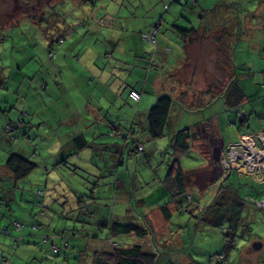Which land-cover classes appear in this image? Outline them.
<instances>
[{
    "label": "crops",
    "instance_id": "crops-1",
    "mask_svg": "<svg viewBox=\"0 0 264 264\" xmlns=\"http://www.w3.org/2000/svg\"><path fill=\"white\" fill-rule=\"evenodd\" d=\"M59 2V0H57ZM114 1V0H113ZM122 2H125V0H121ZM137 6L136 11L130 10L132 15H129V13L125 11H120L121 6L117 3L120 2V0H115L116 5L113 6L114 9H110L111 12L106 13L105 15L112 19V23H114L115 27H104L103 24L94 19L93 13L91 10L84 12L88 15L83 17V21L73 23V25H78L79 31L78 34L84 35L83 37V44H81L80 39L77 37L75 40L64 47L63 45H59L57 48L56 57H59L57 61L63 62L64 59H66L67 63H65L67 66L70 61V68L73 72L80 73L79 76L73 75L70 78V81L74 82L73 85L77 86V83L83 82L84 80H87L88 84H96L101 81L103 84L101 85L106 90H101L98 85V93L100 94V100L97 105H91V104H84L81 108L77 105L75 108H68L67 99L64 93H61V91H57L54 93H51L49 96V93H42V92H36L32 96V101L27 99L23 103V107L25 105H29L30 111H31V120L32 125H21L19 130L20 132H29L31 133L32 140L34 141V150L42 147H53L51 152L52 154L57 157L53 162L54 164L50 166V164L47 162L48 167H56L59 169H69L72 174L70 177H79V172H92L93 175H97L98 169H103L106 172L109 170V178L111 184H109V194H114L115 190L118 187L117 193L122 194V196H118V199H120L115 204V209L112 212L110 206H105L103 208L97 206V232L94 229V234L97 233V240H101V237L99 236H106L108 235L107 228H104L103 230H98V224L101 223H111L113 219L116 220H123L127 222H131L132 220H136V216H133L132 214H127V212L124 210L127 208V204H124V201L129 200V197L127 194H129V189L127 188V183L123 182V178H121L122 170L116 169L114 167H110L111 164L115 163L116 161L120 160V155H122L125 152L126 143L122 144L118 141H115L114 139L110 138V135L108 134V130L116 125L119 124L118 119L114 116V113L118 116V111H116L120 106L125 105L126 109L128 108L131 113V125L132 128H135L137 132H141L144 130L145 127V119H146V112L148 110L149 105L154 101L155 96L159 93H162L164 91L171 92L175 97L183 98V103L187 106H190V104H193L195 107L199 104H206L213 96L214 98L218 95H220V92H224L226 85L230 81V77L232 74L231 71V56L229 52V46L230 45H220V40L216 41L219 42L218 45H193L194 40L198 34L199 29H202L200 33V37H203L205 35H208L209 42L213 43L214 36L212 35L213 31L217 34H222L223 28H225V23L221 20L222 17H219L216 12H213L211 9L204 7H209L212 5V3H205L202 0H198V3L191 4L189 2H186L181 7V10L179 12V6H177V11L174 13V15L171 18H168L165 14H155L154 16L151 15L150 19H146L145 14L148 13L149 7H155V4L157 3L156 0H129ZM160 3H162V6L166 4V9H169V4L166 2V0H158ZM173 1V0H172ZM214 1V0H213ZM121 2V3H122ZM263 3V2H260ZM189 4V5H188ZM135 7V6H133ZM165 9V10H166ZM80 12V11H79ZM82 13V12H81ZM179 13V14H178ZM69 16H76L75 14H71L67 12ZM159 17L161 20L163 17H165L166 20H168V23L165 25V30L162 29V32L160 35L162 36V45H169L171 48L169 50H164L162 46L160 47V50L162 51L159 57L157 58V61L155 63L158 66V69H160L162 66L167 65L168 71L165 76L166 79L162 77V72H159L157 70H148L147 72V78H150L151 76V84L148 82H144L142 88L140 89L138 85L133 84H127L123 81V79L126 77L125 75L128 72H135L137 68L139 69L140 73L143 72L145 69L143 67V59H146L147 49L149 48V45H147L143 39H141V31L143 30V27H149L156 19L155 17ZM96 17V16H95ZM52 18V17H51ZM49 18V20L51 19ZM135 18L136 20L140 21L139 28L134 27L132 19ZM144 18L143 20H141ZM211 19L214 20L211 21L212 25L209 27H205L203 29L202 20L203 19ZM217 18V19H216ZM59 18H54L51 21L47 23V28L49 27H55L58 28L59 25H61V22L58 21ZM80 20V18H78ZM82 20V16H81ZM63 21V20H61ZM193 21V24H200L198 25V29L196 32V36L194 37H183L181 35L182 32H178L176 28L173 26V23H179L183 24V26H188ZM258 23V22H257ZM67 24V23H66ZM133 25V26H131ZM164 25V22L162 24V27ZM67 26H69L67 24ZM258 26H261V24L258 23ZM199 37V39H200ZM198 39V40H199ZM97 42L102 45L100 48L101 50L98 52L99 49L96 51V55H88L87 50L94 45H97ZM100 45V46H101ZM118 46L121 49L120 57H117L114 59V53H112L113 47ZM161 45V44H160ZM125 50V51H124ZM130 50V53L128 51ZM111 51V55L109 53L105 54V52ZM157 51V50H156ZM101 52L105 54L104 58L101 56ZM90 54V53H89ZM156 54V53H155ZM205 54V60L207 62L206 67H201L199 69H204L203 72L200 71L201 79L195 78L194 80L189 78V76H195L198 72H196L197 68V60L196 58L199 57V55ZM197 55V56H196ZM264 55V53H263ZM220 56H223L227 59V64H223L220 61ZM55 57V58H56ZM112 57V60H111ZM100 58H103L100 60ZM148 59V55H147ZM196 60V62H195ZM213 60L215 62L216 66H221L219 69H224L226 71V74L223 72H220L223 78L221 79V83H218V80L221 78L220 75L214 76L211 74L212 71V63ZM55 61V60H54ZM149 62V59H148ZM183 64V65H182ZM117 67L120 69L119 73L116 72V70L113 67ZM132 67V68H130ZM42 68V67H41ZM39 70H43L44 68ZM61 68L64 70L66 69L65 66L61 64ZM188 69V70H186ZM207 70L210 73L209 77L211 78L209 81H207ZM66 71V70H65ZM52 72H56L55 69H44L42 71V74H40L42 79L44 80L45 77H48L51 75ZM37 74V72H35ZM206 73V74H205ZM254 73V72H252ZM60 74V72H59ZM256 74V73H254ZM257 75V74H256ZM81 76V77H80ZM5 77V74L2 75L0 78L3 79ZM61 77V76H60ZM118 78L116 81V84L113 85V82L115 79ZM5 81V80H3ZM45 81V80H44ZM207 81V82H206ZM46 82V81H45ZM61 82L66 84V82L61 77ZM5 83L9 86H11V83H13V80L11 83H8L5 81ZM206 83V85H205ZM46 84V83H45ZM104 85V86H103ZM132 85V86H131ZM8 86V87H9ZM45 86V85H44ZM7 86L3 87L4 89H7L9 92ZM130 87H136L141 91V97L139 100H134L128 97L127 93ZM191 87V89H189ZM259 90L258 92H262V96L258 98L257 101L253 102H243V110L241 112L246 113L248 116L247 121L243 122L241 121V124L239 126H236L235 129H231L232 131L229 132L226 128L227 121L232 122L228 119V109L224 106H217V110L211 109L210 113L207 116L202 117L201 119H196L194 121H189L188 125H192L193 128L197 129L196 133L193 136V141L191 143V147L193 149V146L196 147V154L201 157L199 158V161L202 162L201 166L192 167L194 169H197L198 167H203L207 162L214 161L217 162V158L219 159L220 153H226L227 150V143L230 141L227 135L230 134H237V135H251L256 132L262 131L264 133V124L261 123V126L255 127L252 126V124H249V121L251 120L252 114H256L259 119L262 117L264 118V85L261 84V86H258ZM147 90V91H146ZM191 91H196V93H191ZM202 94L203 98H199ZM7 98L5 99V104L3 107V110L0 111V184H4V187H0V202L3 203V207L0 210V224L1 223H10V219L7 218L8 211L12 210L15 205L14 202L23 203L25 202V199L28 198L29 194H32V191H25L27 183L22 185V183H19V180L23 179H15L10 169L5 164L7 156L12 151H17L24 153L26 150L24 147L20 145L21 141L19 140V136L16 138H10L7 133L3 129V125L6 121H13L16 120L20 115V108L21 104L16 101L10 105L8 96L9 94H6ZM45 95H48L47 97ZM87 97L91 96V92L87 93ZM28 97V96H27ZM103 99L107 100L104 101ZM131 100V102L129 101ZM247 101V100H246ZM70 102L73 101V97H71ZM128 102H130L132 105L135 106H129ZM258 103L259 106H256ZM178 104V102H175V105ZM203 104V105H204ZM250 107L249 109L247 108ZM9 105V106H8ZM179 105V104H178ZM213 106V104H212ZM19 107V108H18ZM118 107V108H117ZM181 107V106H180ZM189 108V107H188ZM132 109L135 110V112L132 113ZM182 111H184L183 107H181ZM48 110V112H47ZM78 111V112H75ZM223 112L227 115L224 116ZM141 117V120H140ZM240 119L242 120V115H238ZM211 119L213 122V131L211 133V129L206 130V127L204 126V121L206 119ZM200 122L199 126L198 123ZM243 122V123H242ZM172 123V121H171ZM68 124V126H67ZM120 125V124H119ZM136 125H140V128H136ZM196 125V127H195ZM64 130L62 133L59 132V128H63ZM89 131L92 135L87 136L86 129ZM18 130V131H19ZM225 133H224V132ZM21 133V135H22ZM83 135L86 140V144L83 146H78L75 141V136L78 134ZM106 134V135H105ZM52 137V144L49 146L46 142H43L42 140L47 137ZM166 137L159 136L156 138V140H150L149 136L144 134L143 139L149 140V142L153 144L156 143V145L151 144V146L154 148L155 146H161V145H167L169 141L165 140ZM169 139V137H168ZM236 139V138H235ZM234 139V140H235ZM171 141V139H170ZM204 144V147L208 150H201V144ZM231 143V142H229ZM202 144V145H203ZM145 145V144H144ZM115 148V150L113 149ZM204 148V149H205ZM113 149V150H112ZM37 151V150H36ZM34 152V151H33ZM195 154V153H194ZM193 156L194 159H197V156ZM210 156L213 159H210ZM112 162H110V161ZM101 163V164H97ZM67 164H70L72 167L66 166ZM37 167V166H36ZM35 167V168H36ZM34 168V169H35ZM49 168V170H50ZM185 166V169H192ZM33 169V170H34ZM32 170V171H33ZM48 170V171H49ZM241 171L240 169H238ZM31 171V172H32ZM30 172V173H31ZM233 173L236 172L235 170L232 171ZM29 173V174H30ZM27 174V175H29ZM5 175V177H3ZM26 177V176H25ZM32 177L34 178V175L32 173ZM233 179L236 181H239L241 194L244 193V197L247 198L250 196L251 200H246L243 202V205L238 213V216L241 220H251L256 221L259 217V213L257 211V208L260 209L254 201L255 196H260L262 193H264V174H256V173H239L238 171L234 173ZM114 182H116V188L114 187ZM115 188V189H114ZM198 189V187H196ZM149 190V189H147ZM107 191V193H108ZM213 191V190H212ZM210 191L209 188L206 189H198L196 194L199 197H202L205 199V201L209 202L213 196V192ZM148 192V191H146ZM145 192V193H146ZM239 194L240 192L237 191ZM2 196V197H1ZM110 200L109 198H106ZM59 201V200H58ZM56 202H51L46 206L44 215L46 218H40L42 221L41 224H45L42 226V229L40 230H48L50 229L51 233L55 232L57 235L52 237L55 239L57 243L60 244L61 250L63 253L71 254L75 250L79 248V245H81L82 241H84L87 237V235L81 231V234L78 236L71 235L73 229H70V226L72 227L77 226L78 224L82 223L80 222H73L69 220L65 212L62 211L60 213L61 205ZM102 201V200H100ZM111 201V200H110ZM140 204V203H138ZM153 206V205H151ZM150 206V207H151ZM148 210V217L152 220V223H154L153 218V212L158 209L160 214L164 216V220L167 224L168 232L166 234L161 233V238L152 240L139 237L138 235L132 234V233H125V234H116L118 235L116 239L122 243L123 245L132 244L134 242H142L144 244V249L148 250H155L158 253L162 254L164 252L163 249L167 251L168 256H171L175 260H183L185 262H195L196 264H218V259L215 260V257L213 255L214 252L209 250L206 245L211 241H200V247L195 246L194 243L191 245L182 244L180 238V233L178 232V228L182 225L188 226V222H185L182 220L186 216V214L178 216L176 221L175 216L177 215L176 211L172 212V216L170 218L163 214V210L161 208H158L157 206H154V208H150ZM193 207V205H192ZM264 209V208H263ZM260 209V210H263ZM193 211L195 212V209L193 207ZM255 211V212H254ZM261 217L262 213L260 214ZM39 216V215H37ZM191 216V215H190ZM187 216V220L189 221L192 217ZM190 217V219H189ZM39 220V221H40ZM174 220V221H173ZM196 221V219H195ZM264 221V219H263ZM21 227H12L10 225L9 228V234L11 232V229L14 228L12 232L20 233V242L23 244H29V245H23L24 249V255L27 258V262L30 264H41L39 257H41L44 253L45 245L48 244L47 241H45L42 237V235L38 232H35L31 229L30 224H24L21 222ZM39 223V222H38ZM197 224V221H196ZM40 225V223H39ZM107 225V224H106ZM103 227V226H102ZM254 230V228H253ZM252 230V232H253ZM39 231V228H38ZM71 232V234H70ZM62 233V235H59ZM9 234H2L0 233V264L4 263V260L6 258L5 254L8 253V245L6 242V235ZM248 237H250L248 239ZM50 238V239H52ZM100 238V239H99ZM142 238V239H141ZM115 239V238H114ZM115 239V240H116ZM259 236V234L252 233L251 236H246L243 238V241H245L244 247L245 251L248 248H257L262 247L264 245V239ZM82 240V241H81ZM152 243H149L151 242ZM177 242L178 245H174V242ZM255 241H260V245L257 247L253 246V243ZM253 242V243H252ZM149 243V246L148 244ZM182 244V245H181ZM19 246V245H18ZM74 247V248H72ZM175 249H179L177 252H173ZM19 251H14V254ZM248 252V251H246ZM197 253L203 254L204 260H199L197 257ZM159 256V254H158ZM69 257V256H68ZM170 258V261L173 262L172 258ZM214 257V260L212 259ZM243 262H240L242 264ZM248 264H253L252 260L248 261Z\"/></svg>",
    "mask_w": 264,
    "mask_h": 264
},
{
    "label": "rangeland",
    "instance_id": "rangeland-1",
    "mask_svg": "<svg viewBox=\"0 0 264 264\" xmlns=\"http://www.w3.org/2000/svg\"><path fill=\"white\" fill-rule=\"evenodd\" d=\"M49 1L51 0H0V77L5 74V77L3 78V80H5L8 83H11V81L13 80V83H11V86L17 89L15 92H17L19 89V92L17 94L14 91L12 94L10 91L8 92L7 89H4L2 86H0V93L9 94L10 96H8V99L18 101L21 104V108L23 107V103L27 99L32 101V96L36 92L49 93V96H50L51 93L55 94V92L57 91H64V94L67 100H71V97H73V101L75 103H72V105H74V108L77 105L79 107L80 106L82 107L84 104H87V103L91 105H97L100 100V97H99L100 94L98 93V87L101 90L102 89L106 90L104 87L101 86L103 83L99 81L97 83L98 85L97 87V85L94 83L88 84L87 80H84L83 82H81L82 81L81 80L80 82L77 83V86H74L73 85L74 82L70 81V78L73 75L79 76L80 73L73 72L71 69H69L70 61L68 63L69 68L66 67L65 69L66 71L60 67L59 69L60 74L59 72H57V69H56L55 70L56 72H52L49 78L45 77L44 79L46 81V82L44 81L46 83L45 87H43V85L40 84V82L43 81L42 80L43 76H41L40 74H42V71L44 69H53L54 67L53 63L55 64L60 63L63 65V62L57 61L59 57H56L55 61H53L52 59L48 57V54H47L48 43L55 36L61 35L63 36L62 37L63 39L60 41L61 42L60 45H63L64 43V47H66L67 45L71 44L77 37V34H78L77 31H79V27L77 24H79V22H82L84 20L83 17L85 16V14L79 12L78 9H77L78 11H76L75 9L71 10V8H67L66 5H64L65 3L64 2L59 5L60 7L58 11H52V10L47 11L49 16L52 17L51 19L59 18L58 21L61 22V25H59L58 28H55L52 26L47 28L48 19H46L45 17H42L40 14L41 12H45L46 11L45 9L49 10L50 7H53V3H54L53 1L55 0L51 2ZM93 1L95 2L94 3L95 7L92 6L91 12L93 13L94 19H96L97 21L99 20V22L103 24L104 27H108V25H110L107 22L109 18L105 14L111 12V10L107 9V7L114 9L113 6L116 5L115 0L114 1L113 0H93ZM156 1L157 3L155 4V7L148 8L151 10H149L148 13L145 14L146 19H150L151 15L154 16L157 13L165 14L168 18H171L174 15V13L177 11V6H179V12H180L181 7L184 4H186L185 1L189 2L190 0H173V1L166 0V2L169 4V9H166V4L162 6V3H160V1L158 0ZM202 1L205 3H212L213 0H202ZM217 1L218 0H214V2H217ZM121 2L122 1L120 0V2L117 3L118 5L121 6L120 11H125L129 13V15H132L129 9L136 11L137 6L135 5V3L132 4V2L129 0H125V2H122V3ZM260 2H263V3H260ZM79 9L82 11H86V12L89 11V8H87L86 6L80 7ZM238 11H239L240 19L242 18L243 20V26H244L243 31L239 33V31L237 30V24H235V26L233 27V30L222 34L221 39L224 44L225 43L229 44L231 42V45H234V47L236 46L237 66L239 67L241 65L242 69H245L248 66V64H251L253 62V59L263 61L262 58L264 57L263 55L264 53V0H222V4L217 9L216 13L218 14L219 17L224 18V21L228 25V23L231 21L230 16L233 14V12L236 13L237 19H238V14H237ZM67 12L70 13V15L75 14L76 16H73V15L69 16ZM81 16H82V20H81ZM78 18H80V20ZM158 18H159L158 16L155 17L156 20H158ZM143 19L144 18H142L141 20ZM244 19H245V24H244ZM251 19L253 20V22L257 21L259 24H261V26H258L257 24H251L249 22V20ZM209 20L212 22L214 21V20H211L210 18ZM132 21H133V25L135 29L139 28L141 22L136 20L135 18H133ZM75 22H77V24L71 26ZM163 22H164V25L162 27ZM66 23L69 26H67ZM167 23H168V20H166L165 17H163V19L159 23L160 30L158 32L159 33L158 34V45L161 44L159 46H163L162 36L160 35V33L162 32L161 28L165 30L164 28ZM246 23H247L248 28H251L252 30H249L246 28ZM143 29L147 30L149 28L143 27ZM245 29L247 30L245 31ZM201 31L202 29H199V34L195 37L197 39L194 40L193 45H218L219 44V42H217L219 40L216 39L217 35L219 34L215 33V31H213L212 33V35L214 36L213 43L209 42L208 35L200 37ZM83 37L84 35L78 34V38L80 39L81 44H83L84 42L82 41ZM146 44L148 45V43ZM100 45L101 44L97 42V45L91 46L87 50L88 55H93V54L96 55L97 49H99L98 52L101 50L100 48L102 47V45L101 46ZM153 47L154 46L151 45V48ZM167 48L170 49L171 47L167 45ZM113 52H115L114 59L117 57H120L121 49L119 45L118 46L115 45L113 47L112 53ZM161 52L162 51L160 50V48H158L156 51V54H154L155 56V58H153L154 62L157 61V58L159 57ZM107 53H109V55L112 54L111 51L105 52V54ZM128 53H130V50L128 51ZM105 54L101 52V56L103 58ZM103 58H100V60ZM148 59H147V55H146V59H143V61H145V63H143V67L145 69L143 72L140 73L139 69L137 68L135 72L133 73L128 72L125 75L126 77L123 79V81L126 83V85L127 84L138 85V87L141 89L144 82L146 83L149 82L151 84L152 73L150 75V78L148 79L147 71L153 70V66L150 67V64H149L150 60L148 62ZM111 60H112V57H111ZM196 60H197V68L195 69H196V72L198 73L195 76H189V78L193 80L195 78L201 79L203 74L201 76L200 71L203 72L204 69H199V68L207 66V62L205 60V54H203L202 56L199 55V57L196 58ZM220 61L223 64H227V59L223 56H220ZM64 63H67L66 59H64ZM241 63L246 64V65H242ZM212 65L213 66H212L211 74H213L214 76L220 75L221 78L218 80V83L222 84L221 79L223 78V76L221 75L220 72H223L224 74H226V71L224 69H219L221 68V66L218 65L219 66L218 68V66L215 65L214 60H213ZM41 67L44 69L39 70ZM113 68L120 75L119 73L120 69H118L117 67H113ZM35 72H37V74ZM159 72H161V70H159ZM263 72L264 71H261V73ZM207 74H208L207 81H209L211 78L209 77L210 73L208 72V70H207ZM60 76L63 78L66 84L61 82ZM243 78H245L246 81L248 80L247 77H243ZM0 80L2 79L0 78ZM117 80L118 78L115 79V81L113 82V85L116 84ZM189 89H191V87ZM9 90H11V88H9ZM90 92H91V96L87 97L88 96L87 93H90ZM191 93H196V91H191ZM200 95L201 96L199 98L202 99L203 96L202 94ZM45 96L47 97L48 95H45ZM211 99L212 101L209 100L210 103L207 102L205 105L200 106L198 109L185 108L183 109L184 111H182L180 105L176 104L173 110L174 112L173 117L177 116L179 119V124L183 126L188 125L189 121L201 119L202 117L207 116L208 114H211L210 113L211 109L217 110L216 104L212 106V104L215 103L216 99L214 100L213 97ZM103 100L107 101L105 99ZM129 101L131 102V100ZM130 102H128L129 106L131 105L135 108V106L132 105ZM246 106L248 109L250 108L248 107L249 105L246 104ZM256 106H259L258 103L256 104ZM116 111L119 112L118 116L115 114L116 112L114 113V116L118 119L119 124L121 125L122 131L125 132V130H128L129 126L131 125L132 119H131L130 110L128 108L126 109L125 105H122ZM133 112H135L134 109H132V113ZM227 113H228V119L230 118L229 120H231L232 122L227 121L226 128L228 129L229 132H231L232 131L231 129H235L236 126L241 124V119L240 117H238L237 115L238 112H236L235 110H229ZM223 114L225 117L227 116L225 112H223ZM140 120H141V117H140ZM261 123L264 124V118L261 117L259 119V117L256 114H252L249 124H252V126H255V127H259L261 126ZM136 128L137 129L140 128V125H136ZM63 130H64V127L59 128L60 133H62ZM85 130H86L87 136L92 137V135L88 133L89 128H88V131H87V128ZM260 134L264 135L262 131L253 133L251 135L255 137H259ZM225 135L228 136V138L230 139V141H228L227 143V149H228L229 142H237L238 141L237 139L239 137L246 136V135H237V134L227 135L226 133ZM110 138L113 139V136H111ZM119 139L123 140L120 137ZM19 140L21 141L20 145L26 149L24 151V154L29 155L31 159H34L36 161L38 160L37 161L38 165L32 172L34 175V178L32 177V173H31L30 177L19 180V183H22V185L25 184V182L27 183L25 191H32L33 193L29 194L28 198H26L25 202L23 203H19L15 201L14 202L15 207L12 210L8 211L9 214L7 218L10 219L11 217L10 223H1L0 226L7 225L8 228H10V225H11L12 227L15 228L17 226L13 225L14 219H18L20 222H23L24 224L26 223L28 225L32 220H36L37 222L40 223L38 233H40L43 237L44 234H51L50 229L40 230L42 229V226L45 225V224H41L42 221L40 220V218L42 219L46 218L44 215L46 206H48V204H50L51 202H56L57 200H63L64 198L65 200L67 199V201L65 202L67 204V209H65V215L67 216L69 220H73L75 216V215L73 216V214L77 213L78 208L77 209H72V208L76 206L77 200L73 194L71 193L67 194V193L69 192L71 188H74L77 191L81 190L82 187H84L85 182L87 183L90 182V184L92 181L97 182V179H96L97 175L87 176L89 175V173H87V171L85 170L86 173L79 172V177H76V175L75 177H70L72 172H70L69 169L67 168L59 169L56 167H51L50 170L48 171L47 162L50 164V166H52L54 164L53 161L57 158L55 154L53 155L51 152L54 146L50 148L46 146L42 148H38L36 149L37 150L36 152H33L35 149L33 140H29L28 138H24L22 136L19 137ZM42 141L46 142L47 144H49V146H51L52 137L47 136ZM143 141L145 143L146 148H149V146L151 145L149 140L144 139ZM202 144L200 148L201 150H204L205 147H204V144L203 145ZM195 151H196V147L193 146V149L190 148L188 151L185 152V154H183L182 158H183L184 167L186 166L188 168H192L196 166H201V164H203L202 162L199 161V158L201 159V157H199ZM146 153L147 151H145V154ZM194 153L196 154L197 159L193 158V156H195ZM226 153H227V150H226ZM143 154H144L143 151L136 152L131 156L127 154L125 157V163L122 166L124 167L129 166V168H131L132 174H138L137 176L133 175L131 179L132 182L134 183L132 190H134L135 195L138 196L136 185H138L141 181H150L148 184H145V186L143 187H145L144 189L146 190L150 189L149 192L145 193V195L147 196L149 200L153 201V200H156L158 197L156 195H151L150 193L151 188H152L151 187L152 182H154V175H152V167L153 165L154 166L157 165L156 166L157 170L161 171V165L163 166V162L157 164V161L155 160L156 155H151L150 160H145V158L143 157ZM223 154H224L223 152L220 153L219 159L217 158V162H215L216 165H211L210 164L211 162H207V164H205V166L203 167H198L197 169L192 168V171L197 170V174L196 175L194 174L192 179L194 181L201 180L200 182H203V183L208 182L209 185L210 184L212 185L215 182L214 180L220 175V173L222 171L224 172L225 166L223 162ZM167 158H168V155H167ZM210 159H213V158L210 156ZM97 164H101V163H97ZM66 166H68L69 168L72 167L70 164H67ZM167 167L168 166L166 165L163 166L162 174L165 173ZM205 168L206 170L209 169V172L208 174L206 173L207 176L204 177L202 173L199 174V171L200 170L203 171V169ZM215 170H217V172H215ZM98 172L101 174L102 182L109 179L108 172H106L105 170L99 168ZM3 177H5V175H3ZM79 182H82V184L78 185ZM93 185L94 184H91L90 186L93 187ZM2 186L4 187V184L3 185L0 184V187ZM234 186H237V185H234ZM41 190L43 191L41 192ZM88 190L89 192L91 191V189L89 188ZM212 190H215V187H212V188L210 187V191ZM1 191L2 189L0 190V192ZM150 208H154V206H151ZM257 211L258 213H260L261 210L257 208ZM261 213H264V209L261 211ZM184 214H185V211H182V213H178L175 216V219H177L178 216H181ZM153 218L155 219L154 228L157 230L154 238L157 240L161 238V233L166 234L168 232V229H167L168 227H167L166 221L164 220V216L160 214L158 209L153 212ZM263 219L261 218V220H258V222L254 224L253 233L259 234V236H261V238L264 239ZM182 220L185 222H188V226L182 225L181 227L178 228L179 229L178 232L180 233L179 239L181 240V243L187 244L188 246L194 243L195 246L200 247V241L205 242V241H209L212 238L211 241L206 245V247L212 252H214L213 255L215 257V260H214V257H212V259L216 262V260L220 256L219 252L224 250L227 238H228V243H230L233 237V231L230 234L228 232L229 229L227 227H222L223 230L219 228L218 226L220 222H218V224H216L215 227L212 228L209 226H202L200 219L197 221V224H196L194 217L191 218L189 221L187 220V217L182 218ZM202 227H206V229ZM14 228L11 229V232L9 235H6L5 243L8 245V253L5 254L6 258L3 264H30L29 262H27V258L24 255V249L22 247L23 245H29V244H24V243L22 244L20 240L19 242L17 241V239H19L18 237L19 236L21 237V235L20 233L15 234L14 232H12ZM92 230H94V227L91 229V231ZM235 233H236V236H235L236 238L235 239L233 238L234 240H232L233 247L228 248V251L230 252V253L228 252L229 258H230V254H233L235 263H236V259H238L239 263L243 262L242 264H248L249 260H252L253 264H264V260H262V257L264 259V247H261V248L257 247V250L252 249L250 252H245V248L247 247H244L245 241H243L242 232L237 229ZM91 243H92V239L88 241L87 249L84 246H82L81 251L75 250L71 254H68L69 257L61 253V254H56L54 259H49L46 257L48 256L47 252L51 250L47 244L45 245L43 255L39 257V260L41 264H95V262L93 261L94 251L93 249H91ZM95 243L97 246V241ZM149 243H152V241ZM149 243H147L148 246H149ZM173 244L178 245L176 241ZM16 249L19 252L14 254V251H16ZM163 250L164 252L162 254H160L159 252L157 264H196V261L195 262H188V261L185 262L183 260L177 261L171 256H168L167 251L165 249ZM178 250L179 249H175L173 252H177ZM168 257H171L173 262H171L170 258ZM197 257L199 260H204L205 256L203 254L197 253Z\"/></svg>",
    "mask_w": 264,
    "mask_h": 264
},
{
    "label": "trees",
    "instance_id": "trees-1",
    "mask_svg": "<svg viewBox=\"0 0 264 264\" xmlns=\"http://www.w3.org/2000/svg\"><path fill=\"white\" fill-rule=\"evenodd\" d=\"M190 1L189 3L191 4L198 3V0H190ZM53 2H54L53 7H50L49 10L45 9L46 11L41 12L40 14L42 17L48 19V22L51 21L52 19L49 20V18L51 17L47 13V11L50 10L58 11L60 7L59 5L64 2H65L64 5H66L67 8H71V10L75 9L76 11L79 10L82 13L86 11L80 10L79 9L80 7L86 6L87 8H89V10L92 9V6L95 7L94 5L95 2L93 0H59V2L55 0ZM212 2L213 3L211 6L209 7L203 6V9L208 8L211 9L213 12H216L217 9L221 6L222 0L220 1L218 0L217 2L214 1ZM84 14L85 16L88 15L87 13ZM237 14H238V19L236 13L233 12V14L230 16L231 21L228 23V25L224 21V18H221V20L225 23V28H223L222 34L233 30L235 24H237V30L239 31V33L243 31L244 29L243 20L242 18L240 19L239 11L237 12ZM160 21L161 19L158 18V20H155L148 27L149 29L147 30L143 29L141 31V39H143V41L145 43H148L149 45V48L145 53H147L148 58L150 60L149 62L150 67L153 66V69L157 71L161 70L163 74L165 73V75H162V77L166 79L165 76H168L166 75V73L169 67L167 65H164L160 69H158V66L153 59L155 58L154 54L156 53V50L160 48L158 47L160 45V44L158 45V34H159L158 32L160 30L159 28ZM107 22L110 24L108 25L109 27L111 26L115 27L114 23H112L113 22L112 19L107 20ZM249 22L251 24L258 25L257 21L253 22L252 19L249 20ZM244 24H245V19H244ZM198 25L200 24H193V21L191 22L190 25L185 27L183 26V24L173 23V26L176 28V30L178 32H182L181 35L183 37L196 36ZM201 25L203 26V29H205V27L211 26L212 23L209 19L205 18L202 20ZM154 27L156 28L154 33L155 39L152 40L151 38L146 37L145 32ZM246 28L252 30L251 28H248L247 23H246ZM247 29H245V31ZM222 34L217 35V39L220 40V45H230L229 52L232 61V65H231L232 74L229 83L225 87L224 92H220V95L216 96L215 98L213 96V99L214 100L216 99L213 105L216 104V106H224L228 110H235L236 112H238L237 115L240 114L242 115L243 118L241 121L245 122L248 120V118H246L248 115L244 112H241V110H243V102L245 103L250 101L251 102L257 101L258 98L262 96V92H258L259 90L258 86H261V84L264 85V72L261 73V71H264V62H263L264 57L262 58L263 61L253 59V62L251 64H248V66L245 69H242L241 65L238 67L236 62L237 60L236 46L234 47V45H231V42L229 44L227 43L224 44L221 39ZM62 37L63 36L61 35H57L53 39H51V41L48 43L47 54L48 57L53 61L55 60L56 57L57 48L61 44L60 41L63 39ZM151 45H153L154 47L151 48ZM162 48L166 51L169 50V48H167V45L162 46ZM241 64L246 65L243 63ZM53 66L55 70L57 69V72H60L59 71L61 67L60 63L57 64L53 63ZM63 66L69 67L65 63H63ZM252 72L256 73L257 75ZM243 77H247L248 80L246 81V79ZM40 84H42L43 87H45L44 80L40 82ZM0 86L8 87L9 85H7L5 81H3L2 79L0 80ZM9 88H11V90L9 91L12 94L13 91L15 92L17 90L12 86H9L8 89ZM132 89H136L140 93V97H141V91L136 87L129 88L127 93L128 97L134 100H139L140 97L139 99H135L130 95V91ZM18 92L19 89L15 93L17 94ZM61 93H64V91H61ZM6 98H7L6 94L0 93V111L3 110ZM210 100L212 101V99ZM13 101L14 100L10 99L8 102L11 105ZM175 102H178V104L183 108L189 107L190 109H198L200 106H203L204 104V103L199 104V107L198 106L195 107L193 104H190V106L188 105L186 106L183 103L184 102L183 98L175 97L171 92L164 91L162 93L157 94L155 96L154 101L149 105L148 110L146 112L145 127L142 132H137L135 128H132L133 125H130L128 130H125V132H123L121 129V125L119 124L108 130V134L110 135V137L113 136V139L115 141H118L122 144L126 143L125 152L122 155H120V160L111 164L110 167H114L116 169H119L120 171L122 170L123 175L121 176V178H123V182L127 183V188L129 189L128 190L129 194H127L129 200L128 202L124 201V204L125 203L127 204V208L124 210V212L126 211L127 214L129 215L132 214L133 216H136L137 217L136 220L127 222L123 220L113 219L111 223L98 224V230H103L104 228H107L109 234L106 236H99L101 237V240H97V233L94 234L95 232H93V230L91 231L93 227L95 230L97 229V206L101 208L105 207L106 205L110 206L112 212H114L113 210L115 209V204L120 200L118 199V196H122V194L117 193L118 187L115 190L114 194L107 193L108 189L110 188L109 184H111L110 178L102 182L101 174L97 172V178H96L97 182H93V181L91 182V184H94L95 186L93 185V187H91L90 182L88 183L85 182L84 187H82L81 190L77 191L74 188H71L67 193V194L69 193L73 194L77 200L76 206L73 207L72 209L78 208V211L76 214H73V216L74 215L75 216L74 219L71 221L73 222L82 221V223L78 224L77 226L74 227H72V225L70 226V229L71 230L73 229L72 234L71 232L70 234L74 236H78L81 234V231H83L87 235L84 241L81 240L82 243L81 245H79V248L77 249L78 251H81L82 246H84L87 249V245H88L87 243L89 240L92 239L91 249H93L94 251L93 261L95 262V264H157L158 254H159L157 251L144 249V244H142V242H134L132 244L123 245L116 239V237L118 236L116 235L117 233L118 234L132 233L138 235L139 237L152 240L155 237L157 230L154 228V224L152 223V220L147 215L149 207L151 205L161 208L163 210V214L166 215L167 217L170 216V218L173 214L172 212L176 211V213L178 214V213H182V211H185L186 214L185 217L191 215L190 217L192 218L194 217L196 221L200 219L202 226H209L213 228L215 227L216 224H218V222H220L218 226L219 228L223 230L222 227H227L229 229L228 232L230 234L233 231V237L230 243H228V238H227L224 250L219 252L220 256L218 258V264H240L238 259H236V263L234 262L233 254H230V258L228 256V252H229L228 248L233 247L232 240L236 238L235 231H237V229L240 230L243 234V238H245L246 236H251V234L253 233L252 230L254 228L253 227L254 224L258 222V220H261V218L263 219V217H261L260 215L262 210L260 211L259 217L257 218L256 221H253V219L241 220L238 216V213L243 205V202H245L246 200L249 201L251 199L250 196L245 198L244 193L241 194L240 189H238L241 185L239 184L240 183L239 181L237 180L235 181L233 179L234 173H236L237 171L239 173H245V174L253 173V172H246L242 170L239 171L238 168L231 167L229 169V172L227 173L228 170L224 169V172L223 171L221 172L222 175L220 173V175L214 180L215 182L214 183L212 182L213 183L212 185L211 184L209 185L208 182L203 183L200 182L201 180L194 181L192 179L193 175L197 174V170L192 171V169H185L182 156L183 154H185L186 151L190 149L191 143L193 141V136L196 133L197 129L193 128L192 125H186V126L180 125L178 117L177 116L173 117ZM72 103L75 102H70V100H67L66 104L68 105V108L70 107L74 108V105H72ZM208 103H210V101H208ZM211 121H212L211 119L207 118L204 121V126L206 127L207 132L208 130L211 129V133H212L213 122ZM31 123H32L31 111L29 105H25L20 109L19 117L13 121H6L3 125V129L10 138H16L19 136L20 126L21 125L31 126L32 125ZM199 124L200 122L198 123V126ZM21 133L22 132H20V137L22 136L24 138H28L29 140H32L33 135L31 133L23 132L22 135ZM144 134L148 135L150 140L153 139L156 140V138H158L159 136H164L166 137L165 140H167V142L169 141V143H167V145L164 146L163 145L155 146L153 148L152 146L156 145V143L153 142L152 144L151 142L152 146L150 145L149 148H146V146L144 145L145 143L143 141ZM119 137L122 138L123 140L119 139ZM240 139L241 137H239L237 140L239 141ZM86 140L87 139L83 137L82 133L75 136V141L77 145L80 147L86 144ZM113 149L115 150V148ZM204 150L208 152L206 148ZM139 151H143L144 153L143 157L145 158V160H150L151 155H156L155 160L157 161V164L163 162V166L165 165L168 166L164 174H162L163 171L162 165H161V171L157 170L156 168L157 165L156 166L153 165L152 167V175H154V182H152L151 185L152 188L150 193L151 195H156L158 197L156 200L153 201L149 200L145 195V192L146 191L149 192L150 189L146 190L144 189L145 187H143L145 186V184H148L150 181H141L138 185H136L138 196L135 195L134 190H132L134 183L132 182L131 179L133 175L137 176L138 174H132L131 168H129V166L128 167L122 166L125 163V157L127 154L131 156ZM145 151H147L146 154ZM34 152H36V150H34ZM37 161L31 159L29 155L17 151H12L7 156L5 164L10 169L15 179H21V178L25 179L27 177H30L31 173L33 172L32 170L38 165ZM209 162H211L210 163L211 165H216V163L212 160ZM49 168L50 167H48L47 165L48 170ZM233 170H235L236 172L233 173L232 172ZM208 172L209 169L206 170L205 168L203 169V171L200 170L199 174L202 173V175L205 177L207 176L206 173L208 174ZM215 172H217V170H215ZM87 173H89V175L87 176L93 175L92 172H87ZM108 174H109V170H108ZM258 174L260 175L264 174V166L262 172ZM81 184L82 182H79L78 185ZM115 186H116V182H114V187ZM196 187H198V189L200 190L202 189L204 190L206 188L210 189V187L211 188L215 187V190L212 191L213 196L211 200L207 202L202 197L197 196L196 192L198 189ZM88 188L91 189L90 192ZM42 191L43 190H41V192ZM237 191H239L240 194ZM263 197H264V193H262L260 196H255L254 201ZM106 198H109L111 201ZM66 201L67 199L65 200V198L63 200L58 201V203L61 205V208L63 207L62 210L60 209V213H62V211L65 212V209H67V204L65 203ZM192 205L195 209V212L193 211ZM2 207H3V203L0 202V210ZM258 207L260 209L264 208L260 206ZM262 216H264V213H262ZM30 223H34L37 225L35 228L30 224V227L33 231L38 232L39 223L36 220H32ZM13 225L16 226L14 220H13ZM202 228L206 229V227H202ZM9 231L10 230L8 228V231L6 232L0 231V233L9 234ZM56 235L57 234L55 232L53 233L52 231L51 234H44L43 236V239L48 242V246L51 249L50 251L47 252L48 256H46L49 259H54L56 254H61V253L65 255L67 254L62 252L60 244L57 243L55 239L52 238ZM59 235H62V233H60ZM18 238L19 239H17V241L19 242L20 237ZM249 238L250 237H248V239ZM96 241H97V246L95 243ZM262 247H264V245ZM252 249L257 250V248H253L251 246V248H248L246 251L250 252ZM262 260H264L263 257Z\"/></svg>",
    "mask_w": 264,
    "mask_h": 264
},
{
    "label": "built area",
    "instance_id": "built-area-1",
    "mask_svg": "<svg viewBox=\"0 0 264 264\" xmlns=\"http://www.w3.org/2000/svg\"><path fill=\"white\" fill-rule=\"evenodd\" d=\"M155 30L156 28L154 27L146 31V37L154 40ZM130 95L135 99L140 97V93L136 89H132ZM223 162L224 168L228 170L227 173L231 167H236L246 172L261 173L264 166V135L260 134L259 137L247 135L241 137L237 142L230 143L227 154H223ZM255 202L258 206L264 207V197L255 200ZM14 223L17 227L22 224L18 219H14ZM31 225L35 228L37 226L34 223H31ZM0 231H8V226H0Z\"/></svg>",
    "mask_w": 264,
    "mask_h": 264
},
{
    "label": "water",
    "instance_id": "water-1",
    "mask_svg": "<svg viewBox=\"0 0 264 264\" xmlns=\"http://www.w3.org/2000/svg\"><path fill=\"white\" fill-rule=\"evenodd\" d=\"M260 241H255V243H253V246L254 247H257V246H259L260 245V243H259Z\"/></svg>",
    "mask_w": 264,
    "mask_h": 264
},
{
    "label": "clouds",
    "instance_id": "clouds-1",
    "mask_svg": "<svg viewBox=\"0 0 264 264\" xmlns=\"http://www.w3.org/2000/svg\"><path fill=\"white\" fill-rule=\"evenodd\" d=\"M22 225V224H21Z\"/></svg>",
    "mask_w": 264,
    "mask_h": 264
}]
</instances>
